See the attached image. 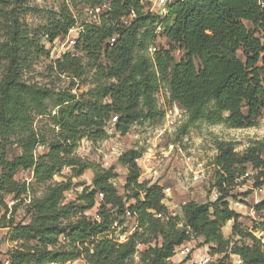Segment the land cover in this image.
Listing matches in <instances>:
<instances>
[{"label":"trees","instance_id":"1","mask_svg":"<svg viewBox=\"0 0 264 264\" xmlns=\"http://www.w3.org/2000/svg\"><path fill=\"white\" fill-rule=\"evenodd\" d=\"M69 1L88 9L104 6L97 22L83 23L75 52L63 53L50 66L74 79L92 73L93 87L80 97L68 89L56 92L24 80V69L43 47L3 6L8 0H0V18L7 32L0 41V146L3 150L15 143L21 149L11 160L0 156V190L14 198L26 192L25 183L14 179L19 169H31L34 183L44 186L42 195L33 197L26 210L29 222L6 225L11 238L21 241L11 252L9 264L74 260L129 264L137 244L146 245L140 253L142 264H175L170 260L175 249L199 237L211 253L221 255L207 264H264V242L242 226L240 214L226 200L248 166L255 171L253 187L264 185V141H251L242 153L235 151L231 141H216L213 186L219 196L205 203L186 201L180 208V222L162 202V185L138 182L140 167L134 160L139 152L131 150L118 157L128 171L124 196L111 183L117 176L113 167L93 166L75 155L85 137L106 140L107 123L115 115L121 135L140 119L155 117L159 113L155 94L163 84L170 103L184 109L190 123L204 121L235 129L256 126L264 111V8L255 0H172L162 15L148 9L143 0ZM62 5L59 11L49 12L43 28L49 42L63 38L75 23L72 11ZM158 25L162 31L157 36ZM161 37L166 44L148 55V47ZM34 113L49 116L54 128L45 131L48 134L34 129ZM41 143H47L48 151L35 156V147ZM64 166L71 167L74 176L93 168L90 184L76 199L83 204L64 201L70 189L68 179L53 180ZM98 196L97 213L91 219L84 211L96 205ZM254 210L264 218V198ZM126 212L135 219L136 228L125 241L117 242L107 231L115 217ZM230 220L231 236L225 237L222 228ZM231 254L241 262H230Z\"/></svg>","mask_w":264,"mask_h":264},{"label":"rangeland","instance_id":"2","mask_svg":"<svg viewBox=\"0 0 264 264\" xmlns=\"http://www.w3.org/2000/svg\"><path fill=\"white\" fill-rule=\"evenodd\" d=\"M62 2L72 11L75 23L63 38H55L48 41L43 28L48 23L49 12L59 11L63 7ZM148 9L157 12L155 0H143ZM3 6L13 11L15 17L27 27L28 36L33 39L38 47H43L37 55L32 56L30 63L24 69V80L30 83H37L42 87L59 91L70 90L74 95L80 97L89 88L93 87L91 82L92 73H86L81 79H74L65 74H58L50 70V66L65 52L74 53V44L70 39L76 41L80 30L87 22H92V17L88 13V8L82 4H72L69 0H8ZM248 29L250 24L246 22ZM7 32L0 18V41L4 40ZM159 45H165V37L155 41ZM31 51H34L32 48ZM148 54V53H147ZM238 56L242 58L241 51ZM3 72V66L0 64V76ZM156 106L159 113L152 119L142 118L132 126L128 132L121 135L116 131V122L107 123L106 129L109 137L102 141H91L86 137L81 139L75 149V155L84 163L90 165H101L107 159L109 165L113 167L116 177L111 179V183L117 190V193L124 196V185L127 176V167L124 166L118 156L107 154L108 145L115 144L118 151L123 155L127 151H137L150 159V165L141 169L138 182L145 180L150 183L157 182L162 187H170L171 197L163 200L165 206L172 216H178L181 221L180 207L183 202L193 200L198 203L214 201L217 197L214 195L217 189L213 186L215 180L216 168L213 164L217 153L215 143L219 140L231 141L234 143L235 151L242 153L245 151L251 141H264V111L258 119V124L253 127L235 129L226 127L224 124H208L204 121L188 122V117L184 109L177 103L169 101L167 87L163 84L155 94ZM177 107V108H176ZM52 115L54 113L53 104H50ZM56 109V108H54ZM173 109L174 124L170 128H165V110ZM33 127L38 133H46L54 127L48 121V115L33 114ZM56 132L58 129H54ZM46 131V132H45ZM110 131V132H109ZM45 132V133H44ZM179 145L185 155L191 156L190 165H186L185 160L178 152L166 155L169 144ZM110 144V145H111ZM48 151L47 143L38 144L35 147V156ZM21 153V149L15 143L6 144L2 150L0 146V156L3 154L7 160H11ZM120 155V157H121ZM264 157V153L262 154ZM198 170L200 177L197 180L192 178L193 173L189 168ZM106 168V169H107ZM75 172L69 166H64L58 173L53 175L54 181L67 180L70 189L67 190V201H73L80 195L82 189L88 186L93 175V168L87 169L80 176H74ZM255 171L248 166L247 172L237 179V183L229 192L226 200L231 209L240 214L239 221L242 226L253 233L257 238L264 242V218H262L254 207L264 198V185L253 187V174ZM1 174V168H0ZM15 181L20 184L25 183L26 192L20 197L14 198V194H6L0 190V263L9 264L11 252L21 241L11 238L10 228L6 225L12 221L15 224H26L29 222V215L26 210L29 208L33 197H39L44 191L43 184L34 183L33 171L31 169H19L14 175ZM100 197H96V205L85 210V215L93 217L97 213ZM76 203L83 204L76 200ZM130 203H133L131 200ZM181 223H179L180 225ZM233 221H227L222 228L225 237L231 236V226ZM136 228V222L129 213L124 216L115 217L112 225L107 231V235L112 236L118 241H124ZM146 247L141 244L138 253L132 257L129 264H142L140 262V253ZM210 246L203 244L202 238H194L185 241L175 249L174 255L170 260L175 264H207L217 261L221 255L210 252ZM230 262L238 263V256L231 254ZM52 264V263H48ZM65 264H84L82 260L68 261Z\"/></svg>","mask_w":264,"mask_h":264},{"label":"built area","instance_id":"3","mask_svg":"<svg viewBox=\"0 0 264 264\" xmlns=\"http://www.w3.org/2000/svg\"><path fill=\"white\" fill-rule=\"evenodd\" d=\"M170 1H172V0H155V4H156V7L158 8V11L157 12H155V13H158V14H165L166 13V8H165V6H166V4L167 3H169ZM255 2H256V4H257V6L259 7V8H261V9H263L264 8V0H255ZM104 9V6H98V7H95V8H91V9H88V13L90 14V16L92 17V21H94V22H97L98 21V19H99V15H100V13L102 12V10ZM151 11H152V9H150ZM152 12H154V11H152ZM162 31V27L160 26V25H158L157 27H156V29H155V35H159V33ZM70 41V43L71 44H74L75 43V40L74 39H70L69 40ZM110 42L112 43V42H114V38H112L111 40H110ZM159 49V44H151L149 47H148V49H147V53H148V55H150V56H153L154 55V53L157 51ZM175 54L176 55H179V51H176L175 52ZM177 108V107H176ZM173 109H167V110H165V113H164V116H165V122H166V124H165V128H170V127H172L173 126V124H174V119H173ZM118 120V118H117V116L115 115V116H113L112 118H111V120H110V122H116ZM108 132V131H107ZM110 132V131H109ZM111 144V143H110ZM108 145V147H107V154H109V155H111V154H113V155H115V156H120L121 155V152L120 151H118V147L115 145V144H111V145ZM166 152V155H168V154H171V153H173V152H178L179 154H181L182 156H183V158H184V160H185V163H186V165H190V163H191V156L190 155H185L184 153H183V151H182V149H181V147L179 146V145H175V144H169L168 145V150H166L165 151ZM117 157V158H118ZM136 163H137V165L138 166H140L141 167V169L143 168V170H144V168L145 167H147L148 165H150V159L149 158H147V157H145V156H143V155H140V156H138V157H136L135 158V160H134ZM109 165V161L107 160V159H105V161L103 162V164L101 165L103 168H107L106 166H108ZM189 170L193 173V175H192V178L194 179V180H197L199 177H200V172L198 171V170H193L191 167L189 168ZM217 192L216 191H214V195H215V197H218V196H216L217 194H216ZM171 194H172V190H171V188L170 187H163V200H168L170 197H171ZM67 196H68V192H66L65 193V198H64V201L66 202L68 199H67ZM163 200H162V202H163ZM164 203V202H163ZM185 202H183L182 204H184ZM181 208V207H180ZM128 213V212H127ZM170 213V212H169ZM95 219L96 220H99L100 219V217H99V215L98 214H96L95 215ZM108 237L109 238H112V239H114L115 241H117V242H123V241H118L117 239H115V238H113L112 236H110V235H108ZM65 239V237H62V239L61 240H64ZM127 239V238H126ZM125 239V240H126ZM124 240V241H125ZM140 245L141 244H137V246H136V248H137V251H136V253L133 255V256H135L137 253H138V250H139V247H140ZM237 256V255H236ZM241 261H240V258H239V256H238V263H240Z\"/></svg>","mask_w":264,"mask_h":264}]
</instances>
